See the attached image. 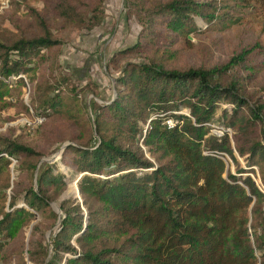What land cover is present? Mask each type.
I'll use <instances>...</instances> for the list:
<instances>
[{
  "label": "trees",
  "instance_id": "1",
  "mask_svg": "<svg viewBox=\"0 0 264 264\" xmlns=\"http://www.w3.org/2000/svg\"><path fill=\"white\" fill-rule=\"evenodd\" d=\"M39 1L23 5L16 32L0 29V76H27L20 106L41 119L0 133V264H264V194L253 180L264 188V95L246 93L239 72L264 48L207 67L168 63L191 33L250 14L264 27V0H123L139 30L109 57L114 93L102 104L85 101L92 83L59 69L47 19L90 29L104 0ZM38 63L46 73H35ZM22 84L0 81V97ZM211 122L224 131L216 136ZM59 148L79 175L80 202L58 200L69 179L44 158Z\"/></svg>",
  "mask_w": 264,
  "mask_h": 264
},
{
  "label": "rangeland",
  "instance_id": "2",
  "mask_svg": "<svg viewBox=\"0 0 264 264\" xmlns=\"http://www.w3.org/2000/svg\"><path fill=\"white\" fill-rule=\"evenodd\" d=\"M24 4L36 9L41 7L39 0H13V2L11 0L10 6L0 15V29L16 32V26L24 25L22 16ZM103 12L104 16L100 23L87 30L75 28L61 30L58 20L51 17L47 19L54 37L61 41L57 57L59 69L71 73L73 82L76 84L90 82L95 86L96 96L84 93L87 103L90 98L98 104L110 101L114 93L116 71L107 65V61L114 51L134 43L139 30L133 17L128 19L125 17L123 0H104ZM188 38L191 46L188 49L176 50L169 58L170 67L182 69L199 65L212 66L224 62L230 55L254 44L259 45L261 50L264 48V27L260 23L259 16L250 14L237 25L191 33ZM45 67L46 63H38L33 68L36 69L35 73H46ZM240 68L244 91L246 93L260 92L264 95V50L253 53L251 59L247 60L243 68ZM23 77L24 79L21 78L23 84L17 89L20 92L18 97L14 95L17 92L15 89H9L0 97V133L7 127H12L16 134L27 132L39 123L34 119L36 116L33 113L25 114L20 106V99L26 104L29 91L27 76L23 75ZM210 124L222 126L217 122ZM211 130L214 128L211 127ZM61 150L62 148H59L54 154L44 158L47 162H55L58 170L69 179L68 186L58 200L72 196L80 202L76 188L79 175L59 162ZM236 158L242 166L244 164L242 159L237 156ZM225 159L229 163V169L233 171L231 161L227 157ZM253 168L256 175L257 169ZM8 170L10 174H13V166L9 165ZM254 181L261 186L258 180L254 179ZM62 195L64 196L61 198ZM51 206L59 213L57 202L51 203Z\"/></svg>",
  "mask_w": 264,
  "mask_h": 264
},
{
  "label": "built area",
  "instance_id": "3",
  "mask_svg": "<svg viewBox=\"0 0 264 264\" xmlns=\"http://www.w3.org/2000/svg\"><path fill=\"white\" fill-rule=\"evenodd\" d=\"M11 0H0V15L10 6ZM23 78V75L17 74V75H8V76H0V81L7 84V86H10L11 83L17 79V78ZM34 119L39 122L41 119L34 117ZM166 125L171 126L172 122L168 119L166 120ZM210 127L214 128L213 132L216 136L220 135L223 131L224 128L222 126H214L213 124L207 123ZM227 131V130H226ZM2 155L10 160V166H12L15 162V160L9 156H7L5 153H2ZM254 180V179H253ZM258 187V189L264 194V188L262 186H259L257 183H255Z\"/></svg>",
  "mask_w": 264,
  "mask_h": 264
},
{
  "label": "water",
  "instance_id": "4",
  "mask_svg": "<svg viewBox=\"0 0 264 264\" xmlns=\"http://www.w3.org/2000/svg\"><path fill=\"white\" fill-rule=\"evenodd\" d=\"M78 192V191H77ZM64 195L61 196V198L63 197Z\"/></svg>",
  "mask_w": 264,
  "mask_h": 264
}]
</instances>
